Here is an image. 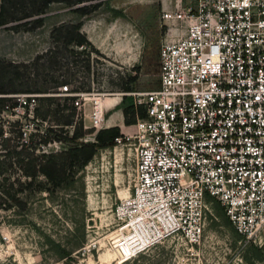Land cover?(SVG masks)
Here are the masks:
<instances>
[{
	"label": "rangeland",
	"instance_id": "obj_1",
	"mask_svg": "<svg viewBox=\"0 0 264 264\" xmlns=\"http://www.w3.org/2000/svg\"><path fill=\"white\" fill-rule=\"evenodd\" d=\"M107 1L88 18L54 5L46 14L45 26L35 33L0 28V59L31 63L28 70L20 69L27 71L29 80L15 81L17 90L49 89L52 77L69 87L67 92L62 87L47 95H0L6 98V110L0 112V264H264V231L256 240L243 238L217 204L208 208L200 245L193 248L168 238L131 261L120 257L122 236L128 230L117 226L114 213L132 191L134 169L133 145H126L130 144L126 137L121 143L126 147L122 170L114 156L121 146L117 143L99 149L86 166L69 165L66 175L56 176L54 182L38 173L43 154L64 152L74 145L45 144L53 138H43L46 128L59 134L57 128L70 118L83 127L82 141L94 143L97 133L107 129L109 118L134 103L132 97L121 103L123 93L159 90L162 41L171 30L184 36L187 29L182 20L202 4L201 0ZM64 22H82L83 33L105 58L61 49L55 65L51 57L34 61L51 46L52 28ZM10 79L0 77V88L8 86ZM44 96L52 100L36 99ZM26 97L31 104L26 109L12 108L19 100L25 104ZM100 97L116 98L110 112L98 114L96 99ZM34 98L40 115L36 121ZM125 127L122 132L134 134Z\"/></svg>",
	"mask_w": 264,
	"mask_h": 264
},
{
	"label": "built area",
	"instance_id": "obj_2",
	"mask_svg": "<svg viewBox=\"0 0 264 264\" xmlns=\"http://www.w3.org/2000/svg\"><path fill=\"white\" fill-rule=\"evenodd\" d=\"M201 1L162 41L159 90L120 98L146 110L123 135L132 198L115 218L146 233L124 260L168 238L200 245L214 204L243 238L264 231V0Z\"/></svg>",
	"mask_w": 264,
	"mask_h": 264
},
{
	"label": "trees",
	"instance_id": "obj_3",
	"mask_svg": "<svg viewBox=\"0 0 264 264\" xmlns=\"http://www.w3.org/2000/svg\"><path fill=\"white\" fill-rule=\"evenodd\" d=\"M107 2V0H0V28L15 33H35L45 26L46 14L54 5L65 6L70 8L80 18H88L101 11L107 5ZM82 28V22H64L54 26L50 32L51 46L41 56H37L34 61L41 60L43 57H51L53 59L51 64L55 65L61 49H65L72 55H87L88 58L95 55L98 58H105L106 55L89 41ZM30 65L31 63L17 64L0 59V77H11L9 85L0 88V95H47V91L68 87V84L64 83L63 80L52 77L50 83H53V86L49 89L35 90L33 92L30 90H17L14 87L15 81L29 80L27 71L21 72L20 69L28 70ZM131 81L135 82L136 78ZM129 91L127 89V92ZM4 99L6 98H0V112L6 110V106H4L6 100ZM36 99L38 101L52 100V97L44 96ZM29 101L30 97H26L25 105L19 100L12 108L21 106L26 109ZM123 115L125 126L129 127L135 125L139 118H145L146 110L144 107H138L132 103L130 107L123 110ZM39 117V110L36 108L33 121L38 120ZM61 126V128H57L59 129V134L55 133L52 127L46 128L42 134L43 138L46 140L49 136H53V138H51V141H45L44 143L59 142L73 143L74 145L67 151L43 154L40 159L38 158L41 161L38 165V173L52 182L56 180V176L61 178L66 175L69 165L72 166L76 163L80 166H86L93 160L99 149L116 147V140L123 137L121 128L115 127L100 130L95 137L94 143H86L82 141L86 133L83 131V127H78L76 122L66 118ZM69 127L73 128L72 132L66 130ZM45 160L47 161L45 162ZM29 177L33 178V175Z\"/></svg>",
	"mask_w": 264,
	"mask_h": 264
},
{
	"label": "bare ground",
	"instance_id": "obj_4",
	"mask_svg": "<svg viewBox=\"0 0 264 264\" xmlns=\"http://www.w3.org/2000/svg\"><path fill=\"white\" fill-rule=\"evenodd\" d=\"M113 99L114 98H106V97H100V98H97L96 99V102L98 103L97 104V112H98L99 115L103 114L102 109H103L104 106H106L105 104L111 105ZM126 130H129V127H127ZM122 133H123V135H130L127 132H125V133L122 132ZM131 140L132 139H130V141ZM126 145H131V144H126ZM125 148L126 147L123 144H121V146L117 147L115 149V152H114V156H115L116 165H117L118 170H122L123 169V166L125 164V160H126L125 159ZM132 187H133V184H132ZM131 198H132V191L130 192L129 195L126 196V198L125 197L122 198L121 201L122 202H125V201H128ZM121 201H119V202H121ZM114 217H115V213H114ZM115 220H116V218H115ZM116 222H117L116 223L117 226L125 227L124 230H128V232L126 233V235L125 236H122V238L124 237V239H123V246H124V249L125 250L127 248H130L131 246L137 244L138 242H141L142 240L145 241V239L143 237L144 234L146 235L145 230L144 229H141L142 231L139 230V228L135 224V221H133V220L132 221H128V222H125V223L120 224V225H118V221L117 220H116ZM131 260H133V259H131ZM131 260H126V261H131Z\"/></svg>",
	"mask_w": 264,
	"mask_h": 264
},
{
	"label": "crops",
	"instance_id": "obj_5",
	"mask_svg": "<svg viewBox=\"0 0 264 264\" xmlns=\"http://www.w3.org/2000/svg\"><path fill=\"white\" fill-rule=\"evenodd\" d=\"M116 103V98H114L112 100L111 105L105 104L106 106L103 107L102 112L105 113L107 111H111L113 104ZM123 120H124V115H123V111H119L118 115L116 117H110L108 122H107V129H111V128H115V127H119V128H124L125 126L123 125Z\"/></svg>",
	"mask_w": 264,
	"mask_h": 264
}]
</instances>
